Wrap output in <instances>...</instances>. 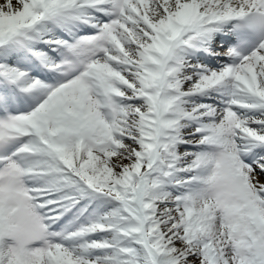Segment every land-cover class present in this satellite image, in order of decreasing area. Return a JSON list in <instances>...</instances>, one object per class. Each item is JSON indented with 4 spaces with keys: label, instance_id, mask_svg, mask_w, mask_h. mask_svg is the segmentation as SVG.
<instances>
[{
    "label": "snow or ice",
    "instance_id": "snow-or-ice-1",
    "mask_svg": "<svg viewBox=\"0 0 264 264\" xmlns=\"http://www.w3.org/2000/svg\"><path fill=\"white\" fill-rule=\"evenodd\" d=\"M0 264H264V0H0Z\"/></svg>",
    "mask_w": 264,
    "mask_h": 264
}]
</instances>
